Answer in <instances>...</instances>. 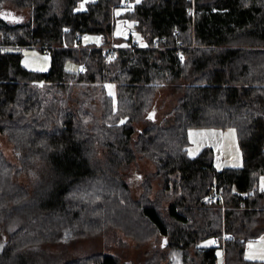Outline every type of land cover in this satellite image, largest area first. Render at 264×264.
<instances>
[{
    "label": "trees",
    "instance_id": "trees-1",
    "mask_svg": "<svg viewBox=\"0 0 264 264\" xmlns=\"http://www.w3.org/2000/svg\"><path fill=\"white\" fill-rule=\"evenodd\" d=\"M0 16V134L14 157L0 145V264H45L49 243L111 227L162 237L144 264H218L219 246L223 264H257L244 251L264 232V0H0ZM116 16L141 39L114 46ZM79 33L103 43L83 46ZM21 47L47 51L50 68L25 67ZM165 85L177 99L162 124L148 114ZM228 126L241 166L218 169L211 147L188 154L189 128ZM141 157L155 169L135 194ZM99 185L109 192L93 201ZM221 232L232 237L203 244ZM58 264L134 262L96 251Z\"/></svg>",
    "mask_w": 264,
    "mask_h": 264
},
{
    "label": "rangeland",
    "instance_id": "rangeland-1",
    "mask_svg": "<svg viewBox=\"0 0 264 264\" xmlns=\"http://www.w3.org/2000/svg\"><path fill=\"white\" fill-rule=\"evenodd\" d=\"M140 0H135L138 2ZM122 11L116 9L115 14L118 15ZM133 21L127 18H115V29H114V46H125L128 44V38L130 35L133 38L141 39L140 33L132 31ZM87 37V39H85ZM103 43L102 36L99 34H85L80 44L83 46H101ZM23 52L22 63L25 67L38 70L46 71L50 68L51 59L47 51H42L38 47H21ZM66 69L69 71H78L81 69V65L75 61L68 60L66 62ZM111 86V87H109ZM107 93L112 97L115 106L117 105V86L115 83L106 84ZM173 87L169 85L162 86L156 93L153 107L156 119L159 123L165 124L172 118V108L176 103V95ZM141 124L138 123L137 126ZM187 137L189 141L188 154L192 157L199 155L205 148L211 147L213 149L214 163L218 169L225 167H238L243 164V153L241 150L238 132L235 127L228 126L224 128L219 127H192L187 131ZM0 145L5 151L7 157L14 160L12 149L6 138L0 134ZM155 169L153 161L147 158H138L136 165L133 167L129 174L128 183L132 186L135 194V187L138 185L141 179L145 178V175ZM21 181L26 183L28 176H21ZM91 181L85 182L89 183ZM91 184V183H89ZM158 181H153L152 186L158 188ZM259 188L264 191V177L262 176L258 184ZM101 192L96 193L94 197L91 196L92 190L90 187L82 186L81 192L84 196L93 201L99 199L101 195L108 194L109 191H105L102 185ZM112 195V194H110ZM85 198V199H86ZM93 215L92 217H94ZM96 218V217H95ZM78 227H76L77 229ZM71 230L66 232L67 239L71 237ZM166 239V238H163ZM162 241V237L152 238L146 243H139L133 237H130L124 233L121 228H107L99 229L98 231H89L88 235L83 237H72L69 240H63L61 243H49L47 245L48 255L39 257L45 264H58L68 259H74L81 256H86L96 251H108L117 254L123 262L133 261L134 264H144L146 259L151 253V250L157 248ZM205 245H220L213 237L203 242ZM251 245V247H250ZM2 244H0V249ZM218 264L224 263V254L222 247H218ZM244 256L249 260H254L257 264H264V232L255 239H250L244 251ZM53 259V260H52Z\"/></svg>",
    "mask_w": 264,
    "mask_h": 264
},
{
    "label": "built area",
    "instance_id": "built-area-1",
    "mask_svg": "<svg viewBox=\"0 0 264 264\" xmlns=\"http://www.w3.org/2000/svg\"><path fill=\"white\" fill-rule=\"evenodd\" d=\"M124 4H125L126 6H130V5H132V0H124ZM83 37H84V34H83V33H79V34L77 35V37H76V40H77L78 42H80V41L83 39ZM130 46L136 48V47H139L140 45H139L138 41L133 40V41H131ZM218 197H221V192H220V191H218L217 194H211L210 196H208V197H207V200H208V201H214V200H216ZM231 237H232V235H231V234H228V233H226V232L217 233V234H215V235L213 236V238H214L217 242H219V243H225V241H227V240L230 239Z\"/></svg>",
    "mask_w": 264,
    "mask_h": 264
},
{
    "label": "water",
    "instance_id": "water-1",
    "mask_svg": "<svg viewBox=\"0 0 264 264\" xmlns=\"http://www.w3.org/2000/svg\"><path fill=\"white\" fill-rule=\"evenodd\" d=\"M0 17H1V16H0ZM148 117L154 119V114H153L152 112H150V113L148 114Z\"/></svg>",
    "mask_w": 264,
    "mask_h": 264
},
{
    "label": "snow or ice",
    "instance_id": "snow-or-ice-1",
    "mask_svg": "<svg viewBox=\"0 0 264 264\" xmlns=\"http://www.w3.org/2000/svg\"><path fill=\"white\" fill-rule=\"evenodd\" d=\"M81 7H83V6H81ZM6 15H10V14H6ZM85 39H87V37H85ZM109 87H111V86H109ZM250 247H251V245H250ZM261 258H264V257H261Z\"/></svg>",
    "mask_w": 264,
    "mask_h": 264
},
{
    "label": "crops",
    "instance_id": "crops-1",
    "mask_svg": "<svg viewBox=\"0 0 264 264\" xmlns=\"http://www.w3.org/2000/svg\"><path fill=\"white\" fill-rule=\"evenodd\" d=\"M82 5V4H81ZM223 249V248H222ZM223 254H224V249H223Z\"/></svg>",
    "mask_w": 264,
    "mask_h": 264
}]
</instances>
